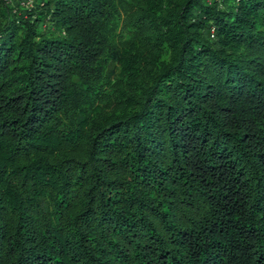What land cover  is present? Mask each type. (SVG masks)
<instances>
[{
    "label": "trees",
    "instance_id": "trees-1",
    "mask_svg": "<svg viewBox=\"0 0 264 264\" xmlns=\"http://www.w3.org/2000/svg\"><path fill=\"white\" fill-rule=\"evenodd\" d=\"M37 4L0 1V264H264V0Z\"/></svg>",
    "mask_w": 264,
    "mask_h": 264
},
{
    "label": "built area",
    "instance_id": "built-area-1",
    "mask_svg": "<svg viewBox=\"0 0 264 264\" xmlns=\"http://www.w3.org/2000/svg\"><path fill=\"white\" fill-rule=\"evenodd\" d=\"M4 5L8 6L13 13L21 14L23 11H28L36 8L39 0H0Z\"/></svg>",
    "mask_w": 264,
    "mask_h": 264
},
{
    "label": "rangeland",
    "instance_id": "rangeland-1",
    "mask_svg": "<svg viewBox=\"0 0 264 264\" xmlns=\"http://www.w3.org/2000/svg\"><path fill=\"white\" fill-rule=\"evenodd\" d=\"M161 58H169V56L168 55H166V54H163L162 56H161Z\"/></svg>",
    "mask_w": 264,
    "mask_h": 264
}]
</instances>
